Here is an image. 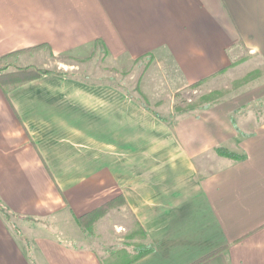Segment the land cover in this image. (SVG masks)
I'll list each match as a JSON object with an SVG mask.
<instances>
[{
    "label": "crops",
    "instance_id": "0c3cea01",
    "mask_svg": "<svg viewBox=\"0 0 264 264\" xmlns=\"http://www.w3.org/2000/svg\"><path fill=\"white\" fill-rule=\"evenodd\" d=\"M95 42L116 57L160 51L190 84L224 68L236 46L264 64V0H0V55L41 48L57 57ZM62 70L0 79L5 204L39 216L68 208L77 218L122 200L151 249L114 264H264V110L244 120L220 103L153 120L121 85ZM260 97L264 78L250 87V101ZM112 209L94 231H105ZM27 221L25 239L0 213V264H108L91 245Z\"/></svg>",
    "mask_w": 264,
    "mask_h": 264
},
{
    "label": "rangeland",
    "instance_id": "374dc122",
    "mask_svg": "<svg viewBox=\"0 0 264 264\" xmlns=\"http://www.w3.org/2000/svg\"><path fill=\"white\" fill-rule=\"evenodd\" d=\"M36 50L34 51L37 55L35 57L32 56L33 54L26 53L21 56L19 53L15 54L16 57L0 55V78L4 77L5 72L12 71L11 69L24 67L34 69V67L45 66L44 68L49 71H58V68H64L66 71L62 70L63 72L121 85L128 93L146 102V105L157 112L163 120H166L163 116L172 119L181 115L206 112L220 103L229 106L233 111L237 110L235 111L236 117L240 119L250 116L253 108L256 113L264 110V97L250 101V87L264 78V64L259 59L251 58L247 48L243 45L231 48L229 50L230 62L196 85H192L193 82L186 83L175 65L160 51L150 52L137 58L116 57L109 56L96 42L90 44L82 52L60 53L57 57L48 49ZM21 74L24 76L23 73ZM203 96H209L208 100ZM202 98L212 105L204 108L202 104L205 102L203 101L200 107L196 106L181 111V114L177 113L176 106L185 107ZM154 111L152 112L155 117L152 115L151 118L157 120L159 116ZM211 161H214L212 156L208 158L206 164L209 166ZM212 166L214 167V164ZM114 202L115 204H112L107 211L116 205H124L122 200ZM59 210L46 216L30 214L38 218L36 221L29 219L28 214H20L37 225L41 222L48 223L49 227L46 229L49 232L70 243L91 245L104 259L107 257L108 264H114L112 258L118 257V254L122 257L129 256L141 247H147L148 242L144 238L142 228L137 223H132L131 213L124 206H120L117 212L112 209L107 216V222L111 226L109 227L106 222V227L100 225L99 229L105 230L101 231L102 233L99 232L98 226L95 227V231L94 228L85 229L83 225L74 220L68 208ZM26 218L23 217V220L12 216V220L19 226L23 235H26V232L29 233L23 226L28 222ZM127 220L131 223L128 224L129 227ZM115 221H121L123 224ZM7 225L12 229L10 223Z\"/></svg>",
    "mask_w": 264,
    "mask_h": 264
},
{
    "label": "trees",
    "instance_id": "16d2710c",
    "mask_svg": "<svg viewBox=\"0 0 264 264\" xmlns=\"http://www.w3.org/2000/svg\"><path fill=\"white\" fill-rule=\"evenodd\" d=\"M38 45H35L34 47H38ZM18 51H20V50L19 49L18 50H13V51H11L9 53L4 54L2 57H7L9 54L17 53ZM47 71H49V69L44 68V67H41V68L34 67V69H30L28 67L27 68L24 67V68H18L17 70L15 69V70L10 71V77H12V79H20V78H24L25 79L27 77L39 76L42 73L47 72ZM21 73H23L24 76ZM204 79L202 78L200 80H197V81L193 82L192 85H196V84L200 83L201 81H203ZM203 97H205V99L208 100L209 96H203ZM203 99L204 98H202V100L195 101L194 103L188 104V106H185V107L176 106V111H177V113L179 112L178 114H181L182 113L181 111H184V110H187V109H192V108H194L196 106L200 107V105L203 103V101L205 102V103L202 104L204 106V108L209 107L210 105H212L209 101L206 102V100H203ZM142 104L146 108H148L149 110L154 111L152 108H150L148 105H146V102L145 103L142 102ZM155 113L157 114V112H155ZM157 115L159 116V114H157ZM172 116L174 117L175 115H172ZM163 118L166 119V120L170 119L169 117H166V116L165 117L163 116ZM243 134H246V132H243ZM215 150H216L217 153H219L221 155H225V156H228V157H231V158H234V159H240V158H242L244 156V154H242L240 152H237V151H234V150L230 149L229 147H227L225 145H218V146L215 147ZM116 200H118V199H115V201ZM112 204H114L113 201L106 202L105 204H102V205L94 208L93 210L80 215L77 218L73 216L74 220L76 222H79L80 225H83L85 229H91L92 226H93V223L100 216H102ZM0 213L2 214V216L4 217L6 222L10 223L12 225V229H14L15 232H17L21 237L27 239L25 237V235H23L21 233V229L16 224V222H14L12 220V216L18 217L20 219H23V217L26 218L25 216H21L20 213L15 212L14 210H12L7 204H5L1 200V198H0ZM28 215L30 216L29 219H32V220H35V221L38 220V218L36 216L30 215V214H28ZM146 248H147L146 251H149L151 249L150 246L146 247ZM32 262H33V264H35L33 259H32Z\"/></svg>",
    "mask_w": 264,
    "mask_h": 264
}]
</instances>
